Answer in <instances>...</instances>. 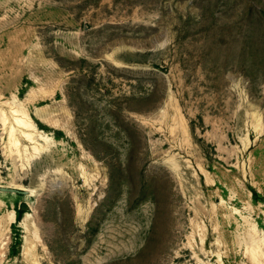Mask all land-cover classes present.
I'll list each match as a JSON object with an SVG mask.
<instances>
[{
	"label": "rangeland",
	"instance_id": "374dc122",
	"mask_svg": "<svg viewBox=\"0 0 264 264\" xmlns=\"http://www.w3.org/2000/svg\"><path fill=\"white\" fill-rule=\"evenodd\" d=\"M0 264H264V0H0Z\"/></svg>",
	"mask_w": 264,
	"mask_h": 264
},
{
	"label": "bare ground",
	"instance_id": "6f19581e",
	"mask_svg": "<svg viewBox=\"0 0 264 264\" xmlns=\"http://www.w3.org/2000/svg\"><path fill=\"white\" fill-rule=\"evenodd\" d=\"M15 116H17V115H15ZM46 118V117H45ZM16 119V121H17V123L19 124V125H21L22 127L24 126V125H28V124H26L21 118H19V117H16L15 118ZM46 120H48V119H46ZM29 122H31V121H29ZM30 125V124H29ZM29 125H28V127H29ZM30 127H33V124L32 125H30ZM26 134V133H25ZM28 134H30V133H28ZM27 134V135H28ZM32 135V134H31ZM28 136H30V135H28ZM31 137V136H30ZM27 139H29V138H27ZM31 139V138H30ZM40 148V147H39ZM34 149H36V148H34ZM39 150V149H38Z\"/></svg>",
	"mask_w": 264,
	"mask_h": 264
},
{
	"label": "water",
	"instance_id": "95a60500",
	"mask_svg": "<svg viewBox=\"0 0 264 264\" xmlns=\"http://www.w3.org/2000/svg\"><path fill=\"white\" fill-rule=\"evenodd\" d=\"M19 193H20V194H26V192H22V191L19 192ZM25 208H26V206L24 205V206H23V210H24Z\"/></svg>",
	"mask_w": 264,
	"mask_h": 264
},
{
	"label": "trees",
	"instance_id": "16d2710c",
	"mask_svg": "<svg viewBox=\"0 0 264 264\" xmlns=\"http://www.w3.org/2000/svg\"><path fill=\"white\" fill-rule=\"evenodd\" d=\"M256 195V194H254ZM17 251V248H14V255H17L18 253H15Z\"/></svg>",
	"mask_w": 264,
	"mask_h": 264
}]
</instances>
